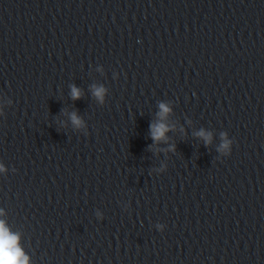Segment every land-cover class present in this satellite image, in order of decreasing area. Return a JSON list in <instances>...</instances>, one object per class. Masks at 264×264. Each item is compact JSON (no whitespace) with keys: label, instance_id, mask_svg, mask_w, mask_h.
Wrapping results in <instances>:
<instances>
[{"label":"clouds","instance_id":"obj_1","mask_svg":"<svg viewBox=\"0 0 264 264\" xmlns=\"http://www.w3.org/2000/svg\"><path fill=\"white\" fill-rule=\"evenodd\" d=\"M105 89L103 87L93 86V94L102 102ZM72 98L79 99L80 91L73 86L72 88ZM160 113L159 116L163 121L166 118L167 114L170 112L168 105L161 103L159 105ZM72 122L74 125L79 127L81 125L80 119L76 116L75 113L72 114ZM151 135L154 141H160L165 138V132L168 131V126L161 122L157 124H152ZM197 135L203 137L205 142H210L211 136L204 131L199 132ZM228 143L225 142L222 145V148H227ZM0 167V171H2ZM0 264H28V257L24 255L21 247L19 246V235L16 233L10 232L6 227L5 222L0 220Z\"/></svg>","mask_w":264,"mask_h":264}]
</instances>
